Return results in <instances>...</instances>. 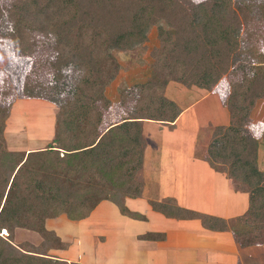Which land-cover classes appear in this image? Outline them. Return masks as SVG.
Instances as JSON below:
<instances>
[{
    "label": "trees",
    "instance_id": "1",
    "mask_svg": "<svg viewBox=\"0 0 264 264\" xmlns=\"http://www.w3.org/2000/svg\"><path fill=\"white\" fill-rule=\"evenodd\" d=\"M90 1L82 5L81 0H30V10H22L24 15L10 32L17 46L29 51L32 41L24 37L25 30L51 36L54 44L65 52V59L51 63L56 76H60L59 67L79 65L87 69L88 77L87 84L71 91L69 117L58 99L48 98L59 109L54 115L52 137L41 151L24 155L4 148L2 134L11 105L0 106V230L6 233L0 234V264H80L47 254L50 248L66 249L68 242L47 230L44 221L59 215L72 221L83 219L101 200L110 201L122 215L144 219L128 210L123 202L124 197H139L141 191V182L134 178L143 148L138 119L171 121L179 110L171 100L160 96L155 114L133 106L129 112L124 109L122 121L99 132L102 114L110 105L102 90L117 68L110 48L128 49L142 42L147 28L163 19L172 31L157 25L161 39L159 48L152 53L154 64L173 70L174 81L210 90L235 58L242 60L236 34L241 27L247 29L252 19L249 5L240 1L203 0L196 4L191 0H137L134 4L131 0ZM90 4L94 8L112 6L115 21H105L102 13L96 25L79 19ZM4 12L9 16L21 14L12 4L1 5L0 16ZM197 12L203 17L196 18ZM260 16L263 18L264 12ZM254 63L257 70L245 86L241 85L246 96L227 94L224 106L228 123L213 128L205 159L210 164L219 162L227 176L247 193L241 221L256 232L264 230V172L253 162V140L245 125L253 101L263 96L264 56ZM23 93L27 97L40 96L28 87L23 88ZM100 100L103 103L99 108L96 102ZM43 151L50 159L41 157L44 162H32ZM51 162L59 167H51ZM148 204L166 217L197 219L202 227L213 231L228 229L224 218L182 208L173 202L148 200ZM15 229L35 233L40 238L38 244L29 247L13 244ZM138 237L162 239L163 234L149 232Z\"/></svg>",
    "mask_w": 264,
    "mask_h": 264
},
{
    "label": "rangeland",
    "instance_id": "2",
    "mask_svg": "<svg viewBox=\"0 0 264 264\" xmlns=\"http://www.w3.org/2000/svg\"><path fill=\"white\" fill-rule=\"evenodd\" d=\"M191 1L196 4L203 0ZM231 1L243 2L247 7L249 5L252 19L247 29L241 27L236 34L242 60H240L239 57L233 60L234 63L218 78L214 89L216 92L221 93L222 96L229 94L243 97L246 96V94H242L243 87H241V85L245 86L252 78V74L257 70V66L254 62L257 61L260 56H264V17L262 18L260 16L261 13L264 12V0ZM90 2H92V0ZM136 2L138 1L131 0L133 4ZM9 4L15 5V8L18 9L19 12L21 11V14L19 16L10 14L9 16V14L4 12L0 16V106H7L9 104L12 106L13 102H16L12 109V117H7L4 122L2 134L3 146L6 150L18 151L25 155V153H27L25 151L26 148L31 149L30 151H41L45 149V146L52 137V135L50 137L47 133L49 119L54 121V115L57 113L59 107L52 101H49L48 98L58 99L64 110L67 111V117H69L68 112L72 108L71 91L76 86L87 84L86 80L88 74L84 66L68 65L59 67L58 72L60 76H56L57 71L55 72L51 63L56 59H65V52L63 47H58L54 44L51 36L44 37L35 31L25 30L27 34H25V36L22 34L21 36L29 39L28 41L30 42L32 41L31 52L28 48L23 46H20V49L10 32H12L16 22L22 17V13L24 15L23 11L30 10V0H0V6ZM81 4H87V0H81ZM91 4L85 7L84 16L80 15L79 19L81 18L83 21H90L92 24H95L98 21L99 14L102 13L105 17V21H115L113 16V12L115 11L112 6L109 5L104 7L103 5L100 8H94ZM118 5L119 4H117V6ZM132 6L133 5H129L127 7L132 8ZM198 17H203L201 12H197L196 18ZM158 24L164 30L172 31V28L168 26L163 19H160L156 24H151L147 28L145 39L142 42L134 44L128 49H109V53L116 62L117 68L115 70L113 69L114 73L111 74L110 80L103 87L102 94L103 98L110 102V104L113 102L112 106L107 107V110L115 111L118 115L117 117L124 115V109L126 112L131 111L133 106L138 110L155 114L154 109L158 106L160 107V105H158V97L163 96V90L167 83L173 82V84L183 87L195 86L191 84L184 85L183 83L174 81L172 79L173 74H175L173 70H168L167 68H162L154 64L152 53H155L156 49L159 48L161 39L156 28ZM236 60L237 63H235ZM238 64H242V67H238ZM241 81L244 83H240ZM27 87L32 93H38L40 96L26 97L23 93V88L27 89ZM203 91L204 94L209 90L203 89ZM261 93L263 96L257 97L253 101L246 122L248 119L249 121H258L260 124L258 127H253V131L255 133L260 131L259 133L264 135V121H262L264 120V91ZM193 94V92L188 93L187 97H183L182 101L180 100L181 103L183 102L182 106L187 104L190 100H193L195 97V94ZM23 96L28 98V100H23ZM11 99L13 101H11ZM101 101L102 100L96 102L99 108L102 107L103 101ZM220 107L224 109L220 101L219 104L217 102V105L215 102H209L205 106L207 112L203 110L201 117H225V121H227L228 116L224 110H222V114L217 115L215 113V110ZM107 110L105 111L107 112ZM167 113L166 111V114ZM5 127H7L6 133H4ZM247 129L248 128H246V130ZM259 133H256V135L259 136ZM171 139L174 138L171 136ZM221 141H223V139H221ZM164 143H168V140H164ZM173 149L177 154V145H174ZM259 150H253L255 151L253 152V156L257 169L260 168L263 170L264 149L261 148V151ZM39 154L41 156L33 158L32 162L36 164H38V162H44L41 160V157L45 160L50 159V155L45 151ZM259 156L262 162L257 163L256 159ZM28 161L31 162V159L28 158ZM54 163L56 162H51V167H59L57 163L53 166ZM182 165L183 164L180 163L179 166L178 162H175L176 167L174 169H169L170 175L176 178L179 172L177 167H180L181 171ZM45 168L49 169L48 165H46ZM176 181L178 182L177 179ZM231 181L234 184L233 187H238L235 181L232 179ZM197 194H199V192H197ZM215 196L216 203H221L222 199L225 198L223 190L220 188H217ZM197 200H199L200 203L202 198L197 197ZM110 206L101 204L97 211L98 215L96 214L97 212H95L86 221L68 220L64 215L45 220L44 227L47 230L52 231L61 241L68 242L66 249L56 250L50 248L47 254L80 264L83 263V254L86 250L85 246H89V249H91L90 252L95 255V249L100 247L97 243L104 242L105 235L107 237H112L114 236L113 234L117 235V231L119 230L115 228V226L124 228L127 224L125 222L126 219L118 221V218L121 219L119 214L113 209V205ZM226 219L228 220V222L226 221L228 228L226 231L230 232L229 230H231L232 233L230 235L233 236L232 239L237 247H239V245L243 247L249 245L258 246L257 248L249 249L248 252L243 251L241 259H237V264H250V261H253L254 264H264V230L254 232L253 227L244 221L242 222L236 214ZM170 225L166 224V226ZM138 226L139 224L137 223L134 224L132 228L138 229L136 228ZM0 234L5 235L6 233L4 230H0ZM39 240L40 238L31 231L15 229L12 243L16 245L23 244L24 247H29L30 245H37ZM110 241L111 240H109L107 244L111 243Z\"/></svg>",
    "mask_w": 264,
    "mask_h": 264
},
{
    "label": "crops",
    "instance_id": "3",
    "mask_svg": "<svg viewBox=\"0 0 264 264\" xmlns=\"http://www.w3.org/2000/svg\"><path fill=\"white\" fill-rule=\"evenodd\" d=\"M179 86L171 82L167 83L163 90V97L171 100L179 110L173 120L138 119L143 148L141 162L134 178L141 182V191L139 197H124L123 202L128 210L142 215L144 219L127 217L120 214L110 201H99L87 217L77 221H86L98 211L101 204H106L113 205V209L121 218H118V221L126 219L127 224L124 228L115 226L119 230L117 235L113 234L112 237L105 235V241L97 243L100 247L95 249V255L90 252L89 246H85L82 264H237V259H241L243 251L248 252L249 249L258 247L254 245L243 247L239 244L237 247L232 239L233 236L230 235L231 230L230 232L213 231L202 227L197 219L166 217L152 210L148 204V200L168 201L182 208L198 212L206 211L202 213L225 219L235 214L241 219L247 207V193L241 188L233 187L234 184L220 163L210 164L205 159L213 128L226 125L228 117L225 121V117H201V113L203 110L207 112L205 106L209 102H215L217 105L220 101L224 109L220 107L215 113L222 114L224 110L228 116L224 106L227 95L222 96L221 93L216 92L215 85L204 94L203 89L196 86ZM191 92L195 97L182 106L183 102L181 103L180 100L182 101V98L187 97ZM26 97L23 96V100H28ZM112 103L109 106H112ZM15 104L14 101L7 117H12ZM115 114V111L109 109L105 111L97 130L103 132L122 121L124 115L117 117L118 115ZM49 120L51 122L49 121L47 133L51 137L54 121ZM259 124L258 121L248 119L245 128H248L253 140V150L261 151V148L264 149V135L258 131L256 132L259 133L258 136L253 131V127H258ZM6 131L7 127L4 133ZM171 136L174 139H171ZM164 140H168V143H164ZM174 145L178 147L177 154L173 149ZM30 150L25 149L26 152ZM256 160L257 163L262 162L260 156ZM175 162H178L179 166L180 163L183 164L181 171L180 167H177L179 172L176 178L169 173L170 168L176 167ZM255 166L257 167L256 162ZM258 170L264 171L260 168ZM217 188L223 190L225 197L221 203H216L215 200ZM197 197L202 198L200 203ZM96 214L98 215V212ZM226 221L228 222L227 219ZM137 223L138 229L132 228ZM149 232L161 233L163 238L138 237ZM109 240L111 243L107 244ZM249 263L254 264L253 261Z\"/></svg>",
    "mask_w": 264,
    "mask_h": 264
}]
</instances>
